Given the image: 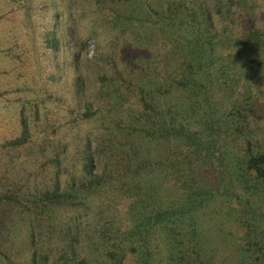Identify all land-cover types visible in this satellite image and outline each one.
Segmentation results:
<instances>
[{"label":"rangeland","instance_id":"374dc122","mask_svg":"<svg viewBox=\"0 0 264 264\" xmlns=\"http://www.w3.org/2000/svg\"><path fill=\"white\" fill-rule=\"evenodd\" d=\"M178 1L182 5L181 0H0V264H31L34 249L51 259L71 246L92 264H117L108 251L121 264H184L195 257L197 242L204 264H246L240 243L247 230L264 231V192L248 194L237 184L240 164L234 159L242 140L230 135L218 141L222 172L213 171L219 175L214 180L196 162L174 158L179 140L173 144L156 132L152 137L136 130L144 119L132 123L140 111L134 90L139 85L153 89L146 97L156 103L160 124L182 126L189 134L209 121L216 133L234 128L226 114L234 101L264 103V72H241L237 63L242 17L225 24L224 32L220 25L217 46L199 65L207 77L230 65L225 82L208 85L215 92L209 99L212 120L199 89L181 91L175 81L187 73L189 35L173 31L154 13L182 21L186 5ZM185 1L200 18L211 5ZM108 6L117 21H103ZM248 6L254 26L263 30L264 1L249 0ZM51 29L60 39L54 52L45 41ZM257 56L264 64V53ZM85 102L95 113L80 119ZM22 118L28 141L5 146L19 136ZM247 119L251 139L264 151V118ZM88 144L92 173L101 182L86 189L81 184L89 180L83 159ZM197 172L205 179L199 181ZM192 179L202 185L200 195L188 192ZM55 185L70 194L69 203L35 202L36 192ZM5 194L15 197L7 200ZM233 195L249 206L241 209ZM237 213L241 224L234 220ZM188 237L196 242L184 244Z\"/></svg>","mask_w":264,"mask_h":264},{"label":"trees","instance_id":"16d2710c","mask_svg":"<svg viewBox=\"0 0 264 264\" xmlns=\"http://www.w3.org/2000/svg\"><path fill=\"white\" fill-rule=\"evenodd\" d=\"M181 1L182 5H180L178 1L177 6L186 5V13L183 15L184 19L182 21H175L174 18L166 15L165 12L159 14L154 11V13L161 15L162 21L168 22L173 31L176 32L177 30H183L189 35V38L187 39L189 46L183 56V58H185L183 59L184 62L187 63V73H182L179 79L175 82L180 86L181 91L183 92H191V90L194 91L197 88L203 93V96L205 97L204 103L206 105L205 114L212 120L210 115L213 113V105L211 104L210 97L214 98L213 95L215 92H209L210 88L208 85L213 86L211 84L214 82H225L230 65H226L227 69H224V66L222 65L219 68V73L208 77L203 75L204 70L202 75L199 73V65L201 66L203 61H207L208 50H210L208 52L210 53L211 50L217 46V29H220V25H222L221 31L224 32L223 28L225 24L232 25L242 17V23L240 25L241 35H239V39L241 40L243 50L239 53L237 63L239 64V67H242L241 72L244 71L246 73L253 71L256 76H259L264 72V64L263 62H259V56H257V54L264 53V27L262 30L254 26V16L250 13L248 8L249 0H211V5L204 8V11L200 14L202 18L198 17L197 13L187 6L185 0ZM107 11L109 12H106L105 14L103 13L104 22L118 20L119 15L114 12V9L111 6L107 7ZM125 19L131 20L133 18L131 15ZM45 41L47 46L52 52H54L59 46L60 39L56 36L54 30L51 29L46 32ZM95 60L96 56L93 57L94 62ZM209 64L212 66L213 61H209ZM211 66L208 69H210ZM229 72H233V75L236 78L234 70L230 69ZM101 79L104 81V77ZM247 79V81H250L249 79L251 78L247 76ZM76 85L78 92H83L82 80L77 78ZM113 86L114 89H120L116 84ZM155 88L159 89V87ZM135 89L137 91L136 97L138 98L136 102L140 107V111H138L137 116H134L135 118H133L134 120L132 123L137 125L138 121L142 119L147 121V123L145 122L142 126L136 128V130L142 131L152 137L156 136V132L157 136H160L163 139H168L169 141L171 140L172 143L174 142L176 144L179 140V155L181 157L174 154V158L178 161H188V164L196 162L198 167H202L201 173H206V175L210 174L214 180H218L219 175L215 174L213 171L219 173L222 172L221 163L215 154L216 145L220 139L225 140L230 135L235 136L236 140L240 139L243 142V147L239 156L234 159L240 164V168L234 171L237 184L248 194L260 195L264 192V151L260 150V148L257 147L258 145L255 144V141L251 139V129L249 128L251 122L247 119L249 117L255 121V119L260 120L264 118V107H262V104L264 103L262 101L258 102L256 98H250L243 100L241 103H236L235 101L232 102L230 107L231 111L226 114H228L227 117H229L228 122L233 125L234 128H225L222 129L223 131H220L221 133H216L214 131V124L209 121L204 129L194 130L189 134L182 126L174 127L171 125L160 124L162 116L159 113L156 103L152 100H148L146 97V94H149L147 92L148 89L150 90V93L153 92L152 88L139 85L136 86L134 90ZM152 99L155 98L153 97ZM84 105V111L79 114L80 119L87 118L95 113V111L92 110L91 103L85 102ZM20 125L21 130L19 136L6 142L4 144L5 146L12 145L14 147H19L28 141V131L23 118L20 120ZM231 130L232 132L229 133ZM175 147H177V145ZM170 150L172 152V149ZM182 152L184 155H181ZM93 158L94 155L88 144L83 150V159L84 168L89 176V180L86 184H81V188H94L101 182L100 178L92 173L94 170ZM201 173H198L199 181L205 179V176ZM187 185L190 194L200 195L203 192L202 185L198 184L193 179L191 180V183H188ZM71 190L73 191L74 188L71 187ZM36 194L38 195V199L35 200V202H39L43 204V206L69 203L68 200L70 199V194L64 190H60L58 185H55L52 189H45L44 191L36 192ZM233 196L241 209L245 210V207L247 205L249 206L247 199L242 202L239 200L238 196ZM14 197L15 196L5 194L3 198L10 200ZM36 213L37 212H35V214ZM234 220L238 224H241L243 221L238 213L235 214ZM263 232L261 233L259 231V233L256 234L255 228L252 231L247 230L246 234L243 236L240 243V250L242 258L246 261V264H264ZM31 236L34 237L33 229L31 230ZM186 239L187 242L184 244H187L188 242H196V239L193 237H188ZM199 244L200 243L197 242V245L192 248L195 257L190 258V262L186 261L184 264H204L205 253L202 252L204 251L203 248L202 251H199L201 250ZM193 245H195V243H193ZM107 257L111 262L115 260L117 261V264H121V259L117 260V256H115L113 252L108 251ZM199 257H201V263L199 261V263L196 262ZM181 259H184V257ZM30 262L31 264H92L85 257L76 254L72 246L69 247L68 250L62 249L51 259H49V255L41 252L39 253L34 249L31 254ZM145 264L147 263L145 262Z\"/></svg>","mask_w":264,"mask_h":264}]
</instances>
